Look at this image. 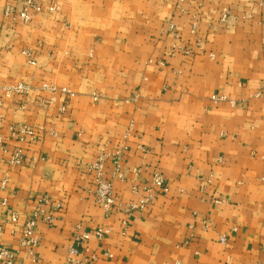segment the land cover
Segmentation results:
<instances>
[{
    "label": "crops",
    "instance_id": "1",
    "mask_svg": "<svg viewBox=\"0 0 264 264\" xmlns=\"http://www.w3.org/2000/svg\"><path fill=\"white\" fill-rule=\"evenodd\" d=\"M39 1L58 11L11 24L0 0V86L29 87L0 94V246L17 264H66L76 229L100 228L77 264H264V0ZM99 157L109 210L94 197ZM155 172L165 187L126 215ZM41 196L60 209L37 224L33 258L19 230Z\"/></svg>",
    "mask_w": 264,
    "mask_h": 264
},
{
    "label": "built area",
    "instance_id": "2",
    "mask_svg": "<svg viewBox=\"0 0 264 264\" xmlns=\"http://www.w3.org/2000/svg\"><path fill=\"white\" fill-rule=\"evenodd\" d=\"M58 7L56 6H43L39 0H6L5 6L3 8V16L8 23H21L28 24L31 20L33 14H40L43 12L47 13H56ZM23 54L30 58L28 52H23ZM42 89H47L52 93L57 90L53 87L42 86ZM29 87L25 84L18 83L13 86H0V94L5 97H10L13 95H24L27 94ZM61 94H70V91L67 89H60ZM213 101H222L225 100L223 97H212ZM63 110V109H61ZM1 125V117H0ZM11 132L20 139L27 136L32 138L33 130L26 125H18L16 129H11ZM0 153H6V149L0 139ZM122 154L115 152L113 158V172L111 174L112 179H121L122 174L120 171V161ZM24 154L23 149L14 148L12 153L7 159V164L10 166H19L23 163ZM102 166H103V157H99L95 160L90 166L89 169L95 174L94 184H95V201L100 204L103 209L109 210L115 206V200L112 197L111 193V181H106L102 177ZM134 175H137V171L134 170ZM165 181L161 173L155 172L152 175L150 185L146 187L145 191L147 193L146 197L136 202H128L123 207V212L126 215H130L135 210H144L152 201L153 193L152 187H162L164 188ZM0 185L5 186V181H2ZM49 199L45 196H41L37 199L33 209L30 212L28 218L25 219L23 224L20 227V241L19 244L21 247H25L29 251V255L34 258V249L38 244V239L36 237V227L39 222L45 223L47 225L52 224L54 221V213L60 209V204H56L52 210H45V206L49 205ZM6 208V200L0 199V209ZM6 221L11 225H16L18 222V215L13 211H8ZM123 228L126 229V223L123 222ZM2 224H0V233L2 232ZM123 230V232H124ZM103 236L102 229H95L92 232H80L79 229H76L73 237V244L68 249L69 257L66 260V264H77L71 257L74 255L82 254L87 251V244L89 239L92 237L96 240H100ZM224 241L222 237L220 239ZM17 254L15 251L9 250L5 247L0 246V264H17L16 262ZM93 259V257H90Z\"/></svg>",
    "mask_w": 264,
    "mask_h": 264
},
{
    "label": "rangeland",
    "instance_id": "3",
    "mask_svg": "<svg viewBox=\"0 0 264 264\" xmlns=\"http://www.w3.org/2000/svg\"><path fill=\"white\" fill-rule=\"evenodd\" d=\"M18 84V83H17ZM14 85H16V84H14ZM8 86H13V85H8ZM42 86H46V87H52V86H48V85H46V84H42ZM54 88V87H53ZM57 90V89H56Z\"/></svg>",
    "mask_w": 264,
    "mask_h": 264
}]
</instances>
